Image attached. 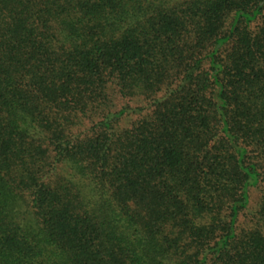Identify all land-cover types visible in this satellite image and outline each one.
Instances as JSON below:
<instances>
[{
	"label": "trees",
	"instance_id": "1",
	"mask_svg": "<svg viewBox=\"0 0 264 264\" xmlns=\"http://www.w3.org/2000/svg\"><path fill=\"white\" fill-rule=\"evenodd\" d=\"M0 264H264V0H0Z\"/></svg>",
	"mask_w": 264,
	"mask_h": 264
}]
</instances>
